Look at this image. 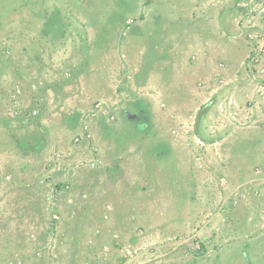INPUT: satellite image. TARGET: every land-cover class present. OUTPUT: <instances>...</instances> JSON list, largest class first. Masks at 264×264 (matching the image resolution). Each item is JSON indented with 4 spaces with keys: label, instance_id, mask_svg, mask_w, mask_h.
Instances as JSON below:
<instances>
[{
    "label": "rangeland",
    "instance_id": "1",
    "mask_svg": "<svg viewBox=\"0 0 264 264\" xmlns=\"http://www.w3.org/2000/svg\"><path fill=\"white\" fill-rule=\"evenodd\" d=\"M254 1L0 0V264H264Z\"/></svg>",
    "mask_w": 264,
    "mask_h": 264
},
{
    "label": "built area",
    "instance_id": "2",
    "mask_svg": "<svg viewBox=\"0 0 264 264\" xmlns=\"http://www.w3.org/2000/svg\"><path fill=\"white\" fill-rule=\"evenodd\" d=\"M254 4H255V9L253 10V12H254V14H258L259 16H261V15H263L264 14V0H255L254 1ZM243 6H246V4L244 3L243 4ZM243 9H245V7L243 8ZM256 12V13H255ZM250 27H253V26H249V28ZM244 37L247 39V40H252V38H254V35L251 33V31H247V32H245L244 34ZM259 55V54H258ZM258 55L256 56V57H258ZM252 62L254 63V62H256L257 61V59L256 58H252ZM264 71V70H263ZM262 71V72H263ZM96 114H95V112H91L89 115H88V117L90 118V117H94ZM262 128L264 129V124L262 125ZM83 134L85 135V138L87 139V138H90V135H89V133H88V128H87V126L86 125H84V128H83ZM80 140V137L79 136H76V137H74V139H73V141L74 142H78ZM94 166V163L93 162H91L90 163V167H93ZM65 188L67 189V186H65ZM57 219V216L54 214L53 216H52V220H56Z\"/></svg>",
    "mask_w": 264,
    "mask_h": 264
},
{
    "label": "crops",
    "instance_id": "3",
    "mask_svg": "<svg viewBox=\"0 0 264 264\" xmlns=\"http://www.w3.org/2000/svg\"><path fill=\"white\" fill-rule=\"evenodd\" d=\"M238 37H240V36L238 35ZM256 56H257V55H256ZM258 58H259V59L262 58L260 54L258 55ZM259 63H261V60H260ZM259 63H258V64H259ZM248 65H249V62H248V59H247V57H246V58L244 59V61L242 62V65H241V66H243V67H242L241 69H243V71H247V72H249V73L251 74L252 71L247 70V69H248ZM254 66H255V64H254V63H251V67L253 68ZM246 75L248 76V74H246ZM220 81H221V80H220ZM237 81H238V80H237ZM218 82H219V81H218ZM228 82H229V81H228ZM228 82H227V86H228V88L230 89L231 87H229V86H231L232 83H228ZM222 84H223V82H222ZM233 84H235V83H233ZM233 84H232V85H233ZM254 85H255V88H256V90H257L258 92L261 91V90H258L259 87H258L257 84H254ZM236 88L238 89V83L234 86L233 89H231L232 92H231V94H230V95H231L230 97H233V93H237V95H238V92H239L240 90L236 92ZM211 92L213 93L214 90H212ZM261 94H263V92H259L258 94H256V95H255L256 98H258L259 96L261 97V96H262ZM230 97H229V98H230ZM231 103H232V102H231ZM238 107H239V106H236V103L234 104V106H231V108H232V109L234 108V110H235V108L238 109ZM262 113H263V115H264V112H262ZM262 113H261V114H262Z\"/></svg>",
    "mask_w": 264,
    "mask_h": 264
},
{
    "label": "trees",
    "instance_id": "4",
    "mask_svg": "<svg viewBox=\"0 0 264 264\" xmlns=\"http://www.w3.org/2000/svg\"><path fill=\"white\" fill-rule=\"evenodd\" d=\"M47 24H45V25H43V26H46ZM67 70H68V73L70 74V77H72L73 76V74H74V69H72V68H70L69 66L67 67ZM66 70V71H67ZM60 80H61V82L63 81V78L61 77L60 78ZM65 80V79H64ZM24 121H28V120H25V119H19L17 122H19V123H21V122H24ZM21 146H23V144L21 145ZM39 147H37V146H32V147H30L29 149H34V150H37ZM52 222H54V220H52Z\"/></svg>",
    "mask_w": 264,
    "mask_h": 264
}]
</instances>
